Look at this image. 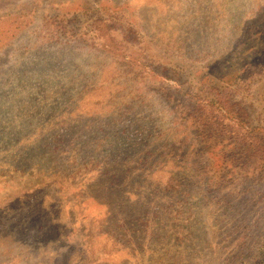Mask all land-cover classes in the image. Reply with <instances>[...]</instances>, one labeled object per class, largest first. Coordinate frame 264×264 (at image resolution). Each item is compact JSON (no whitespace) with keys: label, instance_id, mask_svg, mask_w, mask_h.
<instances>
[{"label":"rangeland","instance_id":"rangeland-1","mask_svg":"<svg viewBox=\"0 0 264 264\" xmlns=\"http://www.w3.org/2000/svg\"><path fill=\"white\" fill-rule=\"evenodd\" d=\"M0 264H264V0H0Z\"/></svg>","mask_w":264,"mask_h":264},{"label":"trees","instance_id":"trees-1","mask_svg":"<svg viewBox=\"0 0 264 264\" xmlns=\"http://www.w3.org/2000/svg\"><path fill=\"white\" fill-rule=\"evenodd\" d=\"M101 21V20H100ZM91 29H95V28H91V25H90V28L89 30L87 31L89 37H92L93 34ZM109 29V28H108ZM106 29V30H108ZM71 33V32H70ZM225 76H222L221 78L217 79L218 82H224L225 80L223 79ZM211 86L212 89H208L207 87H205V94L208 98H205V99H202L200 98V102H198L200 105H204L208 110H213L212 112L214 111H218L219 114L221 115H226L228 116V118L226 117L225 119H228V120H234V116H230L229 114H227V112H224L225 109L224 107L221 105V103L223 102L222 98H223V95L222 93H218L217 92V87L215 84H212ZM214 91V92H213ZM217 119V118H215ZM223 119V118H222ZM170 185V183H168Z\"/></svg>","mask_w":264,"mask_h":264}]
</instances>
